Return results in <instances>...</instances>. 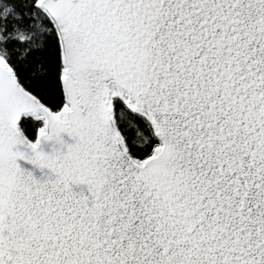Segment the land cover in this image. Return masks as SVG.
<instances>
[{
  "label": "snow or ice",
  "instance_id": "obj_1",
  "mask_svg": "<svg viewBox=\"0 0 264 264\" xmlns=\"http://www.w3.org/2000/svg\"><path fill=\"white\" fill-rule=\"evenodd\" d=\"M0 264H264V0H0Z\"/></svg>",
  "mask_w": 264,
  "mask_h": 264
}]
</instances>
